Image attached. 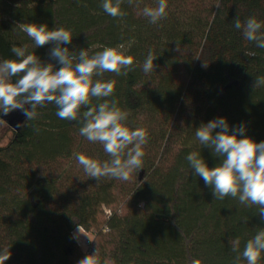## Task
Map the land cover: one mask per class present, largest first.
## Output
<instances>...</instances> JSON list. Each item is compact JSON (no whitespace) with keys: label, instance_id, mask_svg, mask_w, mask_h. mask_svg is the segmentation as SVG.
Masks as SVG:
<instances>
[{"label":"trees","instance_id":"trees-1","mask_svg":"<svg viewBox=\"0 0 264 264\" xmlns=\"http://www.w3.org/2000/svg\"><path fill=\"white\" fill-rule=\"evenodd\" d=\"M101 4L0 0V61L15 59L13 45H28L42 63L62 66L50 56L53 44L36 48L19 23L69 29L72 42L62 46L88 48L90 55L123 43L133 70L104 74L116 81L106 99L129 112L130 129L147 131L143 168L127 181L89 178L74 153L100 162L111 157L79 134V122L58 118L52 104L38 107V117L28 122L20 110L11 111L21 117L0 146V250L11 252L5 264H78L96 248L101 264H234L230 241L238 237L243 251L264 221L255 206L215 200L186 156L200 152L209 168L221 162L195 137L202 123L220 117L230 133L243 124L244 136L264 141V87H253L255 77L264 76V49L234 27L237 16L242 24L254 17L264 33V0H167V16L157 24L142 12L157 0H123V18L109 16ZM149 51L156 59L145 74ZM78 224L94 234L87 253L74 237Z\"/></svg>","mask_w":264,"mask_h":264},{"label":"clouds","instance_id":"clouds-1","mask_svg":"<svg viewBox=\"0 0 264 264\" xmlns=\"http://www.w3.org/2000/svg\"><path fill=\"white\" fill-rule=\"evenodd\" d=\"M127 2L131 5L134 0ZM122 3L123 0H102L101 7L109 16L123 18L126 12L121 9ZM166 8L167 0H157L155 7L145 6L142 12L150 23L157 24L166 18ZM16 27L34 42L36 48L51 42L50 56L62 66L54 70L53 64L42 63L34 53H29L28 45H13L10 51L15 59L0 61V113L7 115L20 110L28 122L38 117V107L55 105L58 118L79 122V134L90 142L100 143L111 157L100 162L83 153H74L86 175L97 181L102 177L129 180L133 171L143 168V146L148 142V133L144 128L127 126L129 112L122 110L115 99H106L114 95L116 81L103 79L106 72L126 76L133 70L134 59L125 54V45L104 47L90 55L88 48L70 51L62 46L73 39L71 30L64 27L49 29L46 24L36 23H19ZM234 27L242 29L245 40L264 49L262 24L256 18L249 17L242 24L237 16ZM155 59L149 51L143 62L145 74L153 70ZM13 77L17 78L15 82ZM253 87H264V76L255 77ZM93 98L102 102L93 105ZM26 122L18 127H24ZM245 131L241 124L230 133L229 124L223 117L202 123L196 129L195 137L203 147H210L221 162L209 168L197 151L190 152L186 160L194 174L212 189L215 200L231 197L246 207L255 206L256 213L264 221V141L255 142L243 135ZM242 220L248 221L247 217ZM77 232L84 235L79 224ZM230 243L232 252L236 253L234 264H241L242 260L246 264H258L264 253V228L247 240L243 251L238 237ZM10 256L9 248L0 250V264H5ZM78 264H101L99 249L86 255ZM190 264L201 262L193 260Z\"/></svg>","mask_w":264,"mask_h":264},{"label":"rangeland","instance_id":"rangeland-1","mask_svg":"<svg viewBox=\"0 0 264 264\" xmlns=\"http://www.w3.org/2000/svg\"><path fill=\"white\" fill-rule=\"evenodd\" d=\"M13 127H11L7 121H1L0 122V146L6 145L12 138L13 136ZM91 238V241L89 238ZM74 237L77 240L79 246L81 247L82 251L84 253H87L89 250V244L92 242L94 239V234L90 232L84 231L83 234H79L77 232V229L74 232Z\"/></svg>","mask_w":264,"mask_h":264},{"label":"water","instance_id":"water-1","mask_svg":"<svg viewBox=\"0 0 264 264\" xmlns=\"http://www.w3.org/2000/svg\"><path fill=\"white\" fill-rule=\"evenodd\" d=\"M20 117H21V115H18L16 113H13V114H9V115L4 116L3 119L5 121H7L8 124L11 127L16 128V126H17V124H18V122L20 120Z\"/></svg>","mask_w":264,"mask_h":264}]
</instances>
